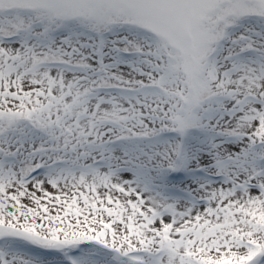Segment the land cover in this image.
I'll return each instance as SVG.
<instances>
[{
    "label": "snow or ice",
    "instance_id": "snow-or-ice-1",
    "mask_svg": "<svg viewBox=\"0 0 264 264\" xmlns=\"http://www.w3.org/2000/svg\"><path fill=\"white\" fill-rule=\"evenodd\" d=\"M0 264H264V0H0Z\"/></svg>",
    "mask_w": 264,
    "mask_h": 264
}]
</instances>
